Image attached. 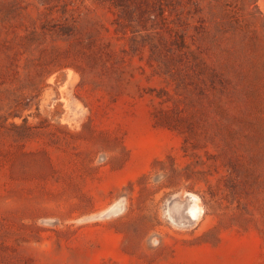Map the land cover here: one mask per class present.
<instances>
[{"label":"rangeland","instance_id":"obj_1","mask_svg":"<svg viewBox=\"0 0 264 264\" xmlns=\"http://www.w3.org/2000/svg\"><path fill=\"white\" fill-rule=\"evenodd\" d=\"M0 264H264V0H0Z\"/></svg>","mask_w":264,"mask_h":264}]
</instances>
